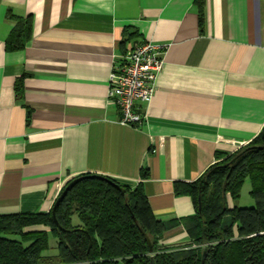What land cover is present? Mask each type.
I'll use <instances>...</instances> for the list:
<instances>
[{
  "label": "crops",
  "instance_id": "obj_1",
  "mask_svg": "<svg viewBox=\"0 0 264 264\" xmlns=\"http://www.w3.org/2000/svg\"><path fill=\"white\" fill-rule=\"evenodd\" d=\"M144 41L165 47L163 67L127 127L108 79ZM262 128L264 0H0V216L48 214L68 181L100 175L142 184L175 224L159 246H187L181 221L197 209L175 184Z\"/></svg>",
  "mask_w": 264,
  "mask_h": 264
},
{
  "label": "trees",
  "instance_id": "obj_2",
  "mask_svg": "<svg viewBox=\"0 0 264 264\" xmlns=\"http://www.w3.org/2000/svg\"><path fill=\"white\" fill-rule=\"evenodd\" d=\"M8 18L16 22L15 29L21 24ZM215 159L194 182L175 184V192L190 195L197 209L181 221L187 246H159L175 224L153 216L142 184L130 189L107 177L115 187L86 174L55 208L56 223L51 212L0 216V264H200L204 249V264H264V128L246 147ZM246 179L254 207L230 208L228 200H238ZM72 216L79 226L71 224ZM138 228L148 236L151 252ZM50 236L57 254L46 258L42 253Z\"/></svg>",
  "mask_w": 264,
  "mask_h": 264
},
{
  "label": "built area",
  "instance_id": "obj_3",
  "mask_svg": "<svg viewBox=\"0 0 264 264\" xmlns=\"http://www.w3.org/2000/svg\"><path fill=\"white\" fill-rule=\"evenodd\" d=\"M164 48L150 41L137 43L111 71L108 98L120 113V125L137 127L143 121L139 105L148 104L153 96Z\"/></svg>",
  "mask_w": 264,
  "mask_h": 264
},
{
  "label": "rangeland",
  "instance_id": "obj_4",
  "mask_svg": "<svg viewBox=\"0 0 264 264\" xmlns=\"http://www.w3.org/2000/svg\"><path fill=\"white\" fill-rule=\"evenodd\" d=\"M250 190V183L249 180L246 179L241 191H240V195L237 201H235L233 204L235 206H237L238 208H251L254 207V201L250 198L248 192ZM225 222H227V220L225 219ZM72 223L73 225L78 224L79 222L77 221L76 217L73 216L72 217ZM33 229V228H32ZM37 229H43V230H48V228H44V227H39ZM49 247L46 251H44L42 253V256L46 257V258H50V257H54L57 254V249H56V240L53 237H49Z\"/></svg>",
  "mask_w": 264,
  "mask_h": 264
},
{
  "label": "water",
  "instance_id": "obj_5",
  "mask_svg": "<svg viewBox=\"0 0 264 264\" xmlns=\"http://www.w3.org/2000/svg\"><path fill=\"white\" fill-rule=\"evenodd\" d=\"M90 177H95V178H98V179H102V180H105L109 183H111L113 186L115 187H118L117 184H115L113 181H111L110 179H108L107 177H104V176H100V175H90ZM83 177H78V178H75L73 179L72 181H70L69 183H67L64 187V189L61 191L60 195L57 197V199L55 200V203L52 207V210H51V215H52V218L54 219L55 221V208L57 207V205L59 204V202L63 199V197L67 194V192L77 183L79 182ZM198 211H199V201H198ZM56 223V221H55ZM136 223V222H135ZM140 233L142 234V236L144 237V240L146 241L147 243V246H148V249L149 251L151 252L152 251V245H151V242L148 238V236L142 231L141 228H138ZM205 255H206V250L204 249L202 251V255H201V259H200V264H204V259H205ZM150 264H153V261L151 260Z\"/></svg>",
  "mask_w": 264,
  "mask_h": 264
}]
</instances>
